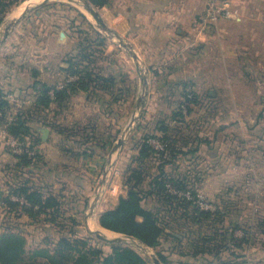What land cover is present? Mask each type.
<instances>
[{
	"label": "crops",
	"instance_id": "obj_1",
	"mask_svg": "<svg viewBox=\"0 0 264 264\" xmlns=\"http://www.w3.org/2000/svg\"><path fill=\"white\" fill-rule=\"evenodd\" d=\"M231 2L233 17L215 22L206 31L195 28L194 23L203 14L207 0H108V3L101 8L94 6L107 26L126 43L132 45L142 65L150 73L147 76L149 81L162 79L175 81L176 84L182 81L179 89L188 92L190 88L196 89L198 92L195 91L196 94L202 97L204 95L210 100L211 103L200 106L202 110L212 109L216 113L211 119L213 131L204 135L205 138H201L203 136L201 133L194 136V140L185 139L186 142L181 143V148L188 155L183 153L178 155H181L180 160L184 156L183 159L188 157L192 162L194 161L197 168L196 175L201 177L204 174L202 167L206 159L211 160V167H214L215 162L221 158V152L224 150L220 146L224 144L220 142L221 137L227 139V144L230 145L235 144L239 137L241 145H246L248 150H243L244 154L248 152L252 158L253 154L257 153L258 155L254 156L264 160V0H231ZM58 25L56 21L45 24L41 31L34 35L36 38L32 39V42L35 43H28L31 44L30 48L34 49L35 57L27 58L36 64L30 67L33 68L31 74H26L28 71L25 70V66L29 63L27 58L26 62L14 55L1 53V50L8 45L0 48V98L9 104L6 120L15 119L20 112H25L27 104L30 106L26 108L31 107L33 101L23 98L24 88L31 86L36 92L34 94H37L34 84L37 81L47 83L42 81V78L46 73L55 70V60L58 61L57 72L63 79L65 78L61 68L66 67L64 60L70 54L71 43H67L68 40L66 43L61 41V32L65 29H59ZM48 40L55 41L58 49L66 48V50L51 56L50 45L46 43ZM73 50L74 47L72 52ZM136 78L139 79L138 75ZM188 81L192 83L186 84ZM78 96L84 97L86 104L83 106L88 108V114L93 113L94 117L88 115L86 119L71 120L72 118L67 119L66 116L64 118L66 125L72 126L90 121L96 124L104 111L99 104L89 99L88 94H75L65 108ZM51 109H54V112L49 111V114H45V118L55 122L57 118L54 116L59 109L55 104ZM45 118L38 120L40 125L36 126V130L39 127L49 128L42 124L45 123ZM6 124H0V133L7 127ZM35 124L29 123L32 127ZM40 137L42 138L41 132ZM61 140V137L54 132H51L47 142L42 140L38 146L40 158L29 169L30 173H25L22 178L30 179L31 183L42 189L46 195L58 196L65 210L70 208L69 203L73 204L68 202L70 198L74 199V196L82 194L91 197L90 193L93 191L91 173L107 156L106 151H103L107 142H101L100 147L95 148L94 155L84 157L66 154L61 148ZM3 150L6 151L0 142V201L9 194L10 187L14 186L15 182L22 180L15 174L14 178H9V171L18 163V158ZM236 152L238 151H232L233 156L229 157L231 160H235ZM122 155L123 153L116 155L117 161ZM76 165L79 166L77 169ZM194 165L188 167L189 171ZM215 171L220 175L236 174L232 165L222 171H218V168ZM102 181L103 179L100 183ZM70 186L75 191L70 192ZM123 190L125 189L122 182L114 187L113 192L119 191V195L113 196V207L117 205L119 196L123 195ZM121 191L123 192L120 194ZM20 216L9 213L7 207L3 208L0 202V223L4 219H16L23 223L37 224L42 222L44 217L33 220L26 215L21 218ZM1 232H4V228H0V234Z\"/></svg>",
	"mask_w": 264,
	"mask_h": 264
},
{
	"label": "rangeland",
	"instance_id": "obj_2",
	"mask_svg": "<svg viewBox=\"0 0 264 264\" xmlns=\"http://www.w3.org/2000/svg\"><path fill=\"white\" fill-rule=\"evenodd\" d=\"M61 4L63 6H58ZM44 5H49L48 7L53 10V14L48 13L50 14L49 16L41 17L37 13V8L29 11L27 16L12 28L11 35L6 44H4L8 46L1 50V53L5 52L8 55H14L16 58H21L23 61H26L27 57H31V59H33L32 56L35 57L34 49L30 48L31 44L28 43H35L32 42V39L34 40V38H36L34 35L39 33L45 24L49 22L51 23L52 21H60L64 28L59 29H65V31L67 29L71 35V38L67 35L66 38H61V41L66 43L68 40L67 43H71V46L69 45V52L74 54V52H72V48L81 41L83 35L79 36V34L76 33L75 36H73L74 33L71 30V23L69 22L75 21L74 25H80L83 30L90 32L87 28V24H85L83 19L79 16V11L81 13L84 12L74 3H70L69 0H45L42 6ZM17 7L18 6L15 5L11 11L5 15V19L0 24V40L4 36L7 26L15 21V19H11V15L16 12ZM74 8L76 10H74ZM57 10L59 13L55 14ZM61 15L63 19L59 18ZM34 19H36L35 24L33 23ZM93 24L98 31L109 38L106 48L100 46L99 43H95L94 45L99 51L104 50V53H100L99 56L101 59H98L97 63L98 65L104 67L105 71L113 72L114 77H117L115 88H118V93L115 95L118 99L109 95V98L106 99L109 103L111 101L112 104L110 106L107 107L104 102L100 103L106 106L101 105V109L104 112L103 115L101 114L102 117L100 116L101 118H99L100 120L98 119L97 122V133L99 135V139L104 143L108 142V144H106L107 146H105L103 150L104 152L106 151L107 156L97 167L94 168L95 170L91 173V184L93 187V191L90 193L91 197L87 194H82L76 197L74 196V199L70 198V200H68V202H73V204L69 203L70 208L65 209V212L67 213L66 217L73 216L79 224H72L69 221H65L64 218V221L59 219L60 223L51 225L56 227L57 232L65 231L66 233H69L72 230L78 229L80 236L94 237V243L99 246H103L104 249L108 251L110 250V247L107 245V242L99 240L95 235L88 232L86 218L89 216L91 218L94 215L98 220L102 211L110 209L114 206L113 196L118 197L119 191L113 192V189L115 186L119 185L120 182L123 183V188L125 189L123 190L124 192L121 191L120 194L122 192L123 195L127 194V187L124 184V179L121 173L126 170L132 157L138 155V143H140L143 138L147 137L163 139L165 136V132L162 128L163 125L172 129L168 134L173 140H176L177 142L179 140L180 144L182 142L185 143V139L194 140V136L201 135V133H203L201 138H205L204 135L213 131V123L211 119L216 116V113H214L212 109L202 110L203 108L200 105L205 106V103L211 102H209L210 100L206 96L203 95L202 97L200 94H197V102H192L190 104L189 111L187 108L185 110L182 106V93L186 90L179 89L182 81L178 84H176L175 81L171 82L162 79H153L149 81V93L145 97V105H139L138 98L142 96L143 89L140 74L137 71L135 61L129 52L119 44V40L115 36L102 30L97 22ZM90 35V38L94 36L92 35V32H90ZM46 43L50 45L51 56H53L56 52H64L66 50V48L58 49L55 41L48 40ZM4 45L2 47H4ZM102 57L105 59L108 58V62L105 63ZM27 61L29 63L27 64L28 66H25V70L28 71L26 74H29L30 72L33 73V68L31 69L30 67L34 66L35 62L33 60L31 61L29 58H27ZM54 65L58 67V61L55 60ZM56 67L54 68V71L46 73L45 77L42 78V81H46L49 85H62L65 78L63 79V77L60 76ZM142 67L145 68L144 65H142ZM146 70L147 69L145 68V74L149 76L150 73ZM136 75H138L139 79L136 78ZM191 83V81L186 82V84ZM121 87L123 88V94H120ZM190 91H193L194 93L197 92V90H194L193 88H190ZM23 93V98L33 101L30 108H26L29 107L30 104L25 106L24 111L29 112L34 108L33 115L36 120H39L37 115L40 113H36L35 107L38 93L34 94L36 92L31 86L29 88H24ZM84 104H86L84 97L78 96L75 98L74 102L64 109L63 113H55L54 117L57 118L55 120L63 125H66V121H64L66 116L67 119L72 118L71 120H73V118L86 119L88 115L93 118V113L88 114L89 109L85 108V106H83ZM192 105H194L193 108ZM49 111L53 113L54 109H50L46 111V113H41V116L39 117L45 118V114H49ZM5 115L6 114L4 112V117ZM39 135V130H33V132L27 136L24 141H27L31 145L32 142L36 141V138L39 137ZM121 137L126 139L124 147L120 148L117 152H114L115 143L117 145L118 139ZM227 141L228 140L224 139V137L220 138V142H224V144L220 145L221 148L223 147L224 149L223 152H221V158L218 160L216 159V162L214 161V167H211V160L206 159L204 166L202 167V171L204 172L202 177L196 175L197 168L194 165L195 162H192V160L188 159V157L183 159L184 156H182V159L180 160V155L177 157V161L174 162L172 166H166L168 173H172L179 180L185 179L184 181L187 184V190H183L182 192L178 191L175 187L172 188L171 186V190L174 192L172 194L181 200L185 199L187 202L192 201L201 211L210 213L223 212L227 216L223 219L224 224L211 219L205 220L203 224H198L190 221L189 219H182V215H180L182 210L180 207L174 209L175 211H172L171 206L166 202H159L153 198L147 199L145 202V205L148 208L155 210L159 213V216L162 217V222L167 233H171L179 240L175 241L170 239L172 247L164 252L168 258V264H201L203 259H199L198 256H193L197 248L204 245L202 241L200 242L199 236L203 234L213 235L215 231L212 227L219 230L223 226L229 227V224L232 221L239 223V225L244 228L242 230H237V235L242 237L245 234V231H248L250 234L249 237L253 238L252 244L247 246V258L245 261L247 260L248 264H264V233L262 234L264 226H260V223L264 222V160L254 156L257 153H254L252 158L250 157L251 154L248 152L244 154L242 151L248 150L245 147L246 145H241L239 137L237 138L235 144H227ZM35 145L34 149L38 151L39 143L35 142ZM164 145L166 146V144ZM227 145H229V148ZM61 148H64V152L67 154L69 150L68 147L61 146ZM233 150L238 151L236 152V155H234L235 160H231L229 158L233 156ZM4 152L8 153L7 151ZM118 153H123V155L120 156L123 159L120 158L117 161L116 155ZM70 155H75V153L70 152ZM185 155L188 154L185 153ZM159 162L160 161L156 160V155H154L149 159L147 164L150 165L151 163V166L154 168L159 165ZM192 165H194V168L189 171L188 167H191ZM231 165L232 168H235L236 170L235 175L229 176L215 173L217 168L218 171H222ZM77 167L79 166L76 165V169ZM14 168L15 167H12V170L9 171L10 179H12V177L14 178V174L18 175ZM105 171L107 175L105 177L104 184H102L100 181L103 179L102 176ZM154 171L155 170L153 169L152 173H154ZM69 191L73 192L75 189L70 186ZM89 199L91 200L90 202ZM176 204L177 202H175V205ZM92 205H94V210H91ZM179 216L181 219H178ZM4 227H6V229H13L25 234L29 239L30 249L38 247L52 248L53 237L58 236L55 234L51 238H48L41 230L45 227L41 222L37 224H30L27 222L23 223L21 220L16 219H4V221L0 223V228L3 229ZM116 237H122L124 239L127 238L126 240H128V243L121 245L135 248L144 256V254L136 246V243L142 244L140 241L118 233H115V236L111 238ZM150 249L152 255H156V257L159 258L157 256V251L152 248ZM241 261L243 260L241 259ZM161 264L164 263L161 262Z\"/></svg>",
	"mask_w": 264,
	"mask_h": 264
},
{
	"label": "trees",
	"instance_id": "obj_3",
	"mask_svg": "<svg viewBox=\"0 0 264 264\" xmlns=\"http://www.w3.org/2000/svg\"><path fill=\"white\" fill-rule=\"evenodd\" d=\"M24 1L26 0H0V24L5 19V15L15 5L19 6ZM88 1L96 8H101L108 3V0ZM48 6L44 5L37 8V13L41 17L53 14V10L49 9ZM74 10L76 9L74 8ZM58 13L57 10L55 14ZM79 16L94 36L90 38V32L83 30L80 25H74L75 21H66L71 23L73 36L76 33L83 36L81 41L74 46V54L70 53L64 60L66 67L61 68L65 75L62 88H59V85H49L41 81L34 84V88L38 93L35 107L36 113H40L37 115L39 119L41 113H46L54 104L59 109L56 113L64 112L67 103L75 94L86 93L93 103L101 106L100 103L104 102L107 107L112 104L111 101L109 103L106 99L109 98V95L118 99L115 95L118 93V88H115L117 77H114L113 72H107L104 67L98 65V59H101L99 55L104 53V50L99 51L94 46L95 43H99L100 46L106 48L109 38L98 31L84 13L79 11ZM59 18L63 19L62 15ZM58 23L60 28H64L60 21ZM66 32L71 38L69 30L66 29ZM103 61L108 62V58H103ZM122 89L121 87L120 94H123ZM182 97V106H185L188 111L190 104L192 102L196 103L198 99V95L193 91H184ZM8 107V102L0 98V110L6 114ZM33 109L17 115L14 121L10 123L6 120L5 115L0 120V124L7 123L6 129L10 134L23 141L28 148L35 150V142L42 143L40 135L31 145L24 141L33 130H36V126L40 125V121L38 122L33 115ZM44 121L43 126H48L51 132L61 137V146L68 147L67 154L74 152L75 155L73 156L90 157L94 155L95 148L100 147L101 142L104 143L99 139L97 123L95 124L92 121L72 126L63 125L58 121L51 122L46 118ZM31 122L36 123L34 127L29 125ZM162 128L165 136L163 139H157L166 144L165 149H156L149 142V139L153 137L142 139L138 144V155L132 157L123 174L127 194L120 196L115 207L100 213L98 221L107 230L132 237L147 247L155 249L160 261L168 264V258L164 252L172 247L170 239L179 240L171 233H167L159 213L145 205L147 199L153 198L159 202H166L171 206L172 211L180 207L182 219H189L198 224H203L205 220L210 219L224 224L223 219L227 216L223 212L201 211L192 201L181 200L172 194L174 192L171 190V186L182 192L187 190V184L184 181L185 179L179 180L172 173H168L166 166H172L177 161L178 155L185 153L181 148L180 141L173 140L168 134L172 129L164 125ZM105 144H108V142ZM35 152L34 157L27 154L15 155L18 158V163L14 169L16 173L20 174L17 175L18 179L22 180L17 181L14 186L10 187L9 194L0 202L3 208L7 207L9 213H13L18 217L21 215L20 218L26 215L30 219L40 220L44 216L42 222L40 221L45 226L41 229L43 233L48 238L55 234L58 236L53 237L52 248L38 247L30 249L29 239L25 234L4 227V232L0 234V264H150L139 251L130 246L107 243L110 247V250L107 251L103 246L94 243V237L80 236L78 229L69 233L65 231L57 232L56 227L51 224L60 223L59 219L63 220L65 218V221L72 224H79V222L73 216L66 217L67 213L63 210L62 201L58 196L46 195L42 189L33 185L30 179L24 180L22 178L25 173H30L29 169L40 158L39 152L36 150ZM154 155H156V160L160 162L157 167L153 168L151 163L150 165L147 163ZM153 169L155 170L154 173H152ZM13 196L25 199L29 205L14 201ZM175 202H177L176 205ZM181 218L179 216L178 219ZM260 226H264V222H261ZM212 229L215 231L213 235L203 234L199 236L200 242L202 241L204 245L198 247L193 255L203 259L201 264H248V261H245L247 258L246 249L247 246L252 244L253 240L249 237L248 231H245L242 237L237 235L236 231L244 228L234 221L229 224V227L223 226L219 230L212 227ZM263 233L264 230H262Z\"/></svg>",
	"mask_w": 264,
	"mask_h": 264
},
{
	"label": "water",
	"instance_id": "obj_4",
	"mask_svg": "<svg viewBox=\"0 0 264 264\" xmlns=\"http://www.w3.org/2000/svg\"><path fill=\"white\" fill-rule=\"evenodd\" d=\"M83 3V6L85 8V10L87 12H89V14L95 19V21L97 22V24L101 27L102 30L112 34L113 36H115L116 38L119 39V44L125 48L129 54L132 56V58L134 59L136 65H137V71L140 74V79H141V84H142V89H143V94L142 96H140L138 98V104L141 106L145 105V97L148 95L149 93V80L147 78V75L145 74V68L142 67V63L141 60L139 58V56L137 55V53L135 52L134 48L132 47V45L130 43H126L125 40L120 37L117 33L113 32L105 23V21L103 20V18L101 17L99 11L88 1V0H79ZM44 3H42L39 6L33 7L28 9L20 18L16 19L13 23H10L4 33L3 38L0 40V48L7 42V40L9 39L10 35H11V30L12 28L17 25L21 20H23L27 14L29 13V11L39 8L40 6H42ZM67 34L65 32H61V38H66ZM38 130L41 132L42 134V140L44 142H47L49 140L50 134H51V130L47 127H39ZM126 142V139L121 137L118 141V144L115 146L114 152H117L120 148L124 147V144ZM107 173L106 171L104 172V177H103V181L102 184L105 182V177H106ZM98 198V196H97ZM98 200V199H97ZM91 210H94V205L91 206ZM92 212V211H91ZM89 217L86 218V222H87V227H88V232L91 233L92 235H95L99 240L110 243V244H127L128 240L120 237V238H116V239H110L108 238L106 235H104L101 232H97V231H92L89 228L88 225V220ZM105 229V228H104ZM129 237V236H127ZM132 238V237H130ZM156 257V255H155ZM150 264H161V261L159 260V258H155V263L153 262V260H151L148 257H145Z\"/></svg>",
	"mask_w": 264,
	"mask_h": 264
},
{
	"label": "built area",
	"instance_id": "obj_5",
	"mask_svg": "<svg viewBox=\"0 0 264 264\" xmlns=\"http://www.w3.org/2000/svg\"><path fill=\"white\" fill-rule=\"evenodd\" d=\"M234 15V10L231 0H207V4L203 14L195 21V28L206 31L212 24L221 19H230ZM73 80V79H71ZM63 86L60 85L59 88ZM183 108L186 110L185 106ZM4 117V112L0 110V120ZM14 118L8 120L12 122ZM0 142H2L4 149L13 155L27 154L30 157L36 155L35 150L28 148V146L10 134L6 128H3L0 133ZM149 142L158 150L164 149L165 145L156 138H150ZM189 196V195H187ZM14 201H19L22 204L29 205L25 199L13 196Z\"/></svg>",
	"mask_w": 264,
	"mask_h": 264
},
{
	"label": "bare ground",
	"instance_id": "obj_6",
	"mask_svg": "<svg viewBox=\"0 0 264 264\" xmlns=\"http://www.w3.org/2000/svg\"><path fill=\"white\" fill-rule=\"evenodd\" d=\"M45 0H27L24 1L22 4H20L17 9L16 12L13 13L11 15V19H18L20 18L28 9L36 7L41 5L42 3H44ZM70 3H74L77 7H79L80 9H82V11L88 16V18L95 23V19L89 14V12H87L83 6V3L79 0H69ZM84 8V9H83ZM87 12V13H86ZM94 217V218H93ZM93 218V219H91ZM90 218L89 216V221H88V225L90 227V229H92L93 231H97V232H101L104 235H106L108 238L110 239H116V238H120V237H116V238H111L113 236H115V232H112L110 230L104 229L98 222L97 218L93 215ZM136 246L138 247V249L144 254L145 257L150 258L151 260H153V262L155 263V255H152L151 253V249L143 244H139L136 243Z\"/></svg>",
	"mask_w": 264,
	"mask_h": 264
}]
</instances>
